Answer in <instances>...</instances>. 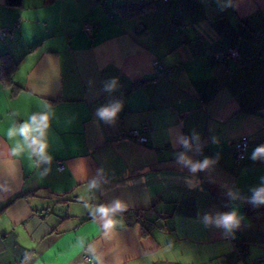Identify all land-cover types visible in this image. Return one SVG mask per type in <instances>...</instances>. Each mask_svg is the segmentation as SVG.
Instances as JSON below:
<instances>
[{
  "label": "crops",
  "instance_id": "crops-1",
  "mask_svg": "<svg viewBox=\"0 0 264 264\" xmlns=\"http://www.w3.org/2000/svg\"><path fill=\"white\" fill-rule=\"evenodd\" d=\"M0 27L14 28L0 55L17 62L13 85L0 83V128L53 114L50 164L0 133V264H264V206L246 201L264 183V161L250 159L264 144V0H0ZM229 48L239 60L220 58ZM111 101L122 107L109 124L95 113ZM144 125L139 143L129 134ZM177 130L200 134L188 155L209 168L177 163ZM117 198L125 211L105 231L92 209ZM234 208L244 220L232 239L202 222Z\"/></svg>",
  "mask_w": 264,
  "mask_h": 264
},
{
  "label": "clouds",
  "instance_id": "clouds-1",
  "mask_svg": "<svg viewBox=\"0 0 264 264\" xmlns=\"http://www.w3.org/2000/svg\"><path fill=\"white\" fill-rule=\"evenodd\" d=\"M118 86V82L115 79L105 82L104 90L106 92H113ZM121 104L119 101H111L108 104L102 105L96 110V117L105 123H114L118 113L121 110ZM52 112L45 106L38 111L32 112L27 119L19 122L17 125L4 129L0 128V133L18 140L19 144L23 146V149L35 158L40 165L50 164L52 157L49 154V130L51 128ZM212 142L215 143L216 139L212 138ZM172 145L174 148L183 149L175 153L177 163L187 167L192 173L205 170L214 163V161L208 158L202 161H196L188 155V153L199 154L203 150V143L201 136L198 132L193 130L191 134H184L177 130L173 139ZM250 159L253 161H264V144L257 145L250 154ZM45 172L42 174H45ZM103 170H98L96 178H92L87 181L88 189H98L101 185V176ZM264 181V177H261ZM251 195L246 198L247 203L254 207L264 206V183L252 188ZM229 196L233 199L236 197L230 192ZM125 211V205L120 199H115L110 203H100L95 205L92 209L93 218L100 224L101 228L107 231L113 225V218L118 214ZM244 217H242L237 209L231 211L218 212L215 216L210 214H204L202 222L206 227L215 226L216 228L223 229L226 234H231L238 230Z\"/></svg>",
  "mask_w": 264,
  "mask_h": 264
},
{
  "label": "built area",
  "instance_id": "built-area-1",
  "mask_svg": "<svg viewBox=\"0 0 264 264\" xmlns=\"http://www.w3.org/2000/svg\"><path fill=\"white\" fill-rule=\"evenodd\" d=\"M90 24H87L84 26L85 30H90L91 29ZM5 36H10L13 37L14 36V28L12 27H0V40H2ZM258 52L259 54L264 57V32L261 33L260 35V45L258 48ZM220 58L221 59H227V58H232L235 60H239V53L235 48H229L226 51L220 53ZM155 71L157 72L158 75L162 76V77H168L169 76V72L165 71L163 69H161V64L159 63L158 60H154L153 62ZM148 127L146 125L142 126L141 128H136L133 129L129 136L139 142V143H145L147 141V137L145 135L142 134V131L146 130ZM249 144V138L245 135L239 137L237 139V141L234 144L233 147V159L235 161L236 164H240L243 159L245 158L246 155V149L248 147ZM60 169L63 168L62 165L59 166ZM228 239H232L233 235L232 234H226ZM86 261L88 260V257L84 258ZM216 264H225L223 262H217Z\"/></svg>",
  "mask_w": 264,
  "mask_h": 264
},
{
  "label": "trees",
  "instance_id": "trees-1",
  "mask_svg": "<svg viewBox=\"0 0 264 264\" xmlns=\"http://www.w3.org/2000/svg\"><path fill=\"white\" fill-rule=\"evenodd\" d=\"M53 1V0H46ZM8 5L19 6L22 4V0H6ZM150 3H146L139 6L134 5H123L119 6L118 9L125 17L134 16L140 12H143ZM17 66V62L9 55V53H4L0 55V83L4 86H12V74ZM144 233L148 232V226L145 225ZM238 247H240L239 243H237Z\"/></svg>",
  "mask_w": 264,
  "mask_h": 264
}]
</instances>
